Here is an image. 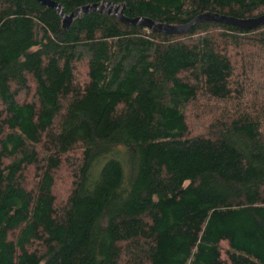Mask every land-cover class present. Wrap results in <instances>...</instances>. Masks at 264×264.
<instances>
[{
  "label": "trees",
  "instance_id": "16d2710c",
  "mask_svg": "<svg viewBox=\"0 0 264 264\" xmlns=\"http://www.w3.org/2000/svg\"><path fill=\"white\" fill-rule=\"evenodd\" d=\"M55 1L169 24L264 14ZM0 264H264V24L168 34L92 10L64 29L37 0H0Z\"/></svg>",
  "mask_w": 264,
  "mask_h": 264
},
{
  "label": "water",
  "instance_id": "95a60500",
  "mask_svg": "<svg viewBox=\"0 0 264 264\" xmlns=\"http://www.w3.org/2000/svg\"><path fill=\"white\" fill-rule=\"evenodd\" d=\"M42 5L53 8L56 10L57 14L62 19V27L67 29L73 19L77 17L80 13H85L87 11L96 10L99 12H105L109 14L116 15L121 21L132 24L139 25L145 28H148L151 31L164 32L168 34H183L186 33L195 23L202 21H218L225 24H230L243 29H252L264 24V14L254 16V17H246L239 18L235 16L219 14L215 12H203L195 16L192 20L182 24H169V23H161L157 22L153 19L147 17H126L123 13V4H117L112 1L103 2V3H93L81 6L69 14H66L61 7V4L55 0H37Z\"/></svg>",
  "mask_w": 264,
  "mask_h": 264
},
{
  "label": "rangeland",
  "instance_id": "374dc122",
  "mask_svg": "<svg viewBox=\"0 0 264 264\" xmlns=\"http://www.w3.org/2000/svg\"><path fill=\"white\" fill-rule=\"evenodd\" d=\"M189 122L192 126H196V124H193V120H190ZM31 176H33V173L32 171H29L27 173V177H29L30 179ZM69 180H70L69 171L66 167H63L57 176V182L54 188L55 194L57 195L59 199L67 192Z\"/></svg>",
  "mask_w": 264,
  "mask_h": 264
}]
</instances>
